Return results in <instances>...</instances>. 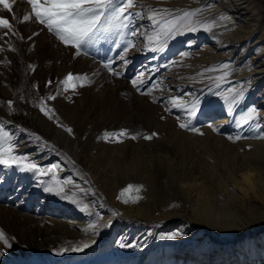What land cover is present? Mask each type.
<instances>
[{
    "label": "rangeland",
    "instance_id": "1",
    "mask_svg": "<svg viewBox=\"0 0 264 264\" xmlns=\"http://www.w3.org/2000/svg\"><path fill=\"white\" fill-rule=\"evenodd\" d=\"M9 2L12 13L0 4L13 26L0 29V126L19 145L13 155L45 174L0 166V230L12 243H0V264H264V73H254L264 0H134L143 16L134 23L148 35L158 30L153 9L168 20L194 11L193 24L214 27L182 26L162 47L129 29L137 47L126 66L123 44L61 53L47 29L23 21L27 0ZM109 59L119 75L103 67ZM69 73L87 79L64 85ZM230 88L242 97L223 99ZM122 130L118 143L111 137ZM58 182L67 198L44 191Z\"/></svg>",
    "mask_w": 264,
    "mask_h": 264
},
{
    "label": "snow or ice",
    "instance_id": "2",
    "mask_svg": "<svg viewBox=\"0 0 264 264\" xmlns=\"http://www.w3.org/2000/svg\"><path fill=\"white\" fill-rule=\"evenodd\" d=\"M27 3L31 7L30 15H24L23 21L28 22L32 21L39 25H42L43 28L47 29V32L52 34L62 45L69 47L75 50V55L79 56L81 54L88 55V49H92L101 44V42H113L117 49H121V44L123 48L121 51L117 52V55L120 57V60L126 66L128 63L127 54L130 49L136 48L137 45L132 39L125 40V33L127 30L131 29L130 35L136 37L138 35L144 36L147 35L148 45L158 44L161 47L163 46V41L161 37L163 36L166 40L170 36H174L177 32L181 31L183 26L188 31H212L214 26L208 24H193L192 17L197 16V13L194 11H184L182 15H174L173 19L168 20L167 9H153L152 14L147 17V19L152 23L153 29H158L148 35L146 32L140 31L134 21L136 18H143L142 13L131 11L137 5L134 0H27ZM0 4L3 6V10H6L9 13L13 12L12 3L9 0H0ZM187 21V23H183ZM12 24L9 19L0 18V29H5L4 36H7L9 32L12 31ZM31 39V37H29ZM146 45V46H148ZM151 51L158 50L157 48H150ZM111 51V49H109ZM115 63L114 59L107 60L103 67L109 70L113 75H119L113 67ZM228 64L221 65L222 69H228ZM215 69H206V71H214ZM225 77L221 79H226ZM87 79V77L74 76L72 73H69L68 76L63 81L64 85H68L73 80ZM51 83V81H49ZM133 87H137L136 80L132 81ZM220 84L217 82V87ZM141 92V95H144V91L140 88H137ZM228 93L231 94V97L227 94L223 96V99L228 101L230 98L233 102L237 97H242V92L240 89H228ZM49 100L55 99L54 96L47 97ZM41 105H43V100H41ZM175 104V100L172 101ZM198 101L193 103L191 107L185 108L191 116L193 113L198 111L197 108ZM8 107L11 108L12 104L9 102ZM40 111L44 113L45 116H49V110H45L43 106L40 107ZM256 116V109H251L248 111L244 118V122L248 123L250 119ZM49 119H52L49 116ZM239 124V122H238ZM181 128L191 131H197V129L191 127L187 123H181ZM69 134L72 133V129H65ZM21 131H23L21 129ZM152 135L145 136L147 140L152 139ZM127 136L126 131H120L118 133L112 134L113 139L116 142L120 143V137ZM131 139H136V136H131ZM243 137L237 136L236 139H242ZM264 139V137H258ZM14 137L6 132L3 126H0V166L6 168H13L15 166L22 172H30L37 175H44V171L34 162L25 164L24 162L28 160L26 155L15 154L13 155V150L19 145L13 144ZM39 140V137H36ZM231 139V137L229 138ZM55 165H52V168H55ZM47 171H51L48 169ZM68 183V182H65ZM132 186H128L124 192L130 191ZM139 191L140 189H136ZM46 192H53L56 195H62L64 193V188L60 186V183H56L52 186L46 187L44 189ZM124 192L121 195H124ZM62 198H67L62 195ZM127 203V201H125ZM87 207V206H85ZM90 227H95L90 225ZM175 238V236L169 237ZM0 243H3L5 248H11L12 243L5 236L4 231L0 230ZM125 245L121 244V247ZM134 247V245H132ZM89 247L88 244H84L81 247H72L71 251H82L84 248ZM69 251L68 248H62L56 252V255H62L65 252ZM3 251H0V256L4 255Z\"/></svg>",
    "mask_w": 264,
    "mask_h": 264
},
{
    "label": "bare ground",
    "instance_id": "3",
    "mask_svg": "<svg viewBox=\"0 0 264 264\" xmlns=\"http://www.w3.org/2000/svg\"><path fill=\"white\" fill-rule=\"evenodd\" d=\"M246 1V0H245ZM241 2V0H240ZM238 2V4L240 3ZM242 4V3H241ZM248 9V8H247ZM66 50H64L63 52L61 53H70V48L69 47H65ZM264 61H259V63H257L258 65L255 66V74H260V73H264V70H259V67H261L263 65Z\"/></svg>",
    "mask_w": 264,
    "mask_h": 264
}]
</instances>
